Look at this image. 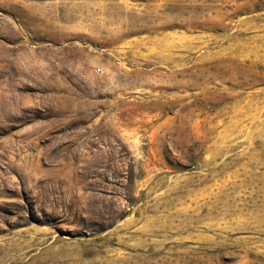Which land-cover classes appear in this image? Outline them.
I'll list each match as a JSON object with an SVG mask.
<instances>
[{
    "label": "rangeland",
    "instance_id": "1",
    "mask_svg": "<svg viewBox=\"0 0 264 264\" xmlns=\"http://www.w3.org/2000/svg\"><path fill=\"white\" fill-rule=\"evenodd\" d=\"M0 264H264V0H0Z\"/></svg>",
    "mask_w": 264,
    "mask_h": 264
}]
</instances>
